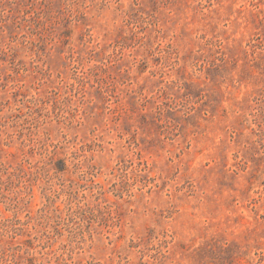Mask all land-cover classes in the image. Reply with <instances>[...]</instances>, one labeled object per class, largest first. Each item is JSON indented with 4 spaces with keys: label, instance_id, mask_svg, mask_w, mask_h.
I'll return each instance as SVG.
<instances>
[{
    "label": "rangeland",
    "instance_id": "374dc122",
    "mask_svg": "<svg viewBox=\"0 0 264 264\" xmlns=\"http://www.w3.org/2000/svg\"><path fill=\"white\" fill-rule=\"evenodd\" d=\"M0 264H264V0H0Z\"/></svg>",
    "mask_w": 264,
    "mask_h": 264
}]
</instances>
